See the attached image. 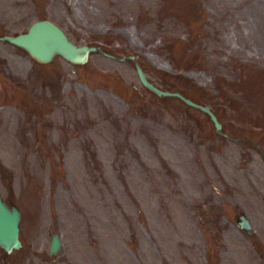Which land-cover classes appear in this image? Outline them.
I'll use <instances>...</instances> for the list:
<instances>
[{
    "label": "rangeland",
    "instance_id": "obj_1",
    "mask_svg": "<svg viewBox=\"0 0 264 264\" xmlns=\"http://www.w3.org/2000/svg\"><path fill=\"white\" fill-rule=\"evenodd\" d=\"M38 18L104 52L42 62L0 39V193L22 240L0 264H264V0H0V34Z\"/></svg>",
    "mask_w": 264,
    "mask_h": 264
},
{
    "label": "water",
    "instance_id": "obj_2",
    "mask_svg": "<svg viewBox=\"0 0 264 264\" xmlns=\"http://www.w3.org/2000/svg\"><path fill=\"white\" fill-rule=\"evenodd\" d=\"M0 39L8 40L24 48L34 58L42 62L50 61L56 53H59L72 62L82 63L88 59L91 51H103L102 46L99 44L74 42L58 23L49 18H38L32 21L28 28L23 31L1 33ZM110 55L114 56L113 54ZM128 56L134 59L138 77L148 89L160 96H177L187 104L202 109L213 120L217 130L227 135L221 130L222 123L210 104L199 102L181 90L159 86L149 77L133 55ZM123 58L124 56L121 57V59ZM20 219V208L15 204H9L0 193V246L8 252L22 246L19 235ZM235 220L246 232L251 233L253 231L251 221L245 212L237 213ZM61 244L60 233L53 231L50 238L49 252H57Z\"/></svg>",
    "mask_w": 264,
    "mask_h": 264
}]
</instances>
